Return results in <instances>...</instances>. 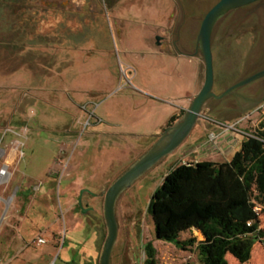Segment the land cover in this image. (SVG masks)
Segmentation results:
<instances>
[{
	"label": "rangeland",
	"instance_id": "374dc122",
	"mask_svg": "<svg viewBox=\"0 0 264 264\" xmlns=\"http://www.w3.org/2000/svg\"><path fill=\"white\" fill-rule=\"evenodd\" d=\"M218 2L0 0V156L15 140L21 160L12 170L18 167L24 174L43 175L58 155L50 175L58 181L53 205L59 215L53 216L55 224L40 225L35 210L14 212L13 197L8 199L10 207L0 226L3 264H100L108 237L105 198L84 197L83 192L86 187L106 192L157 142L145 132L163 121L166 105L180 107L197 80L203 86L205 63L195 44L206 14ZM222 26L213 33L216 95L249 74L248 63H255L260 54L251 35ZM180 35L175 46L171 39L178 41ZM54 73L58 77L53 78ZM247 91L227 101L210 100L186 141L122 194L116 207L119 234L111 264H146L149 244L158 264L198 262L195 248L184 252L174 243L156 239L149 205L165 177L180 164L195 163V149L213 139L204 130L211 120H232L225 123L231 127L250 115L238 127L246 125L251 133L264 124L261 98L238 101V94ZM78 93L87 100L75 107L72 98ZM179 116L178 121L184 114ZM213 162L222 161L215 157ZM3 170L7 174L0 194L10 179L9 169ZM70 179L74 209L68 213L65 190ZM81 196L83 211L78 205ZM5 208L6 203L1 204L0 220ZM24 214L27 231L10 252L15 257L10 263L3 257L1 231L9 221L14 229L18 227ZM259 225L264 232V214ZM39 237L47 244L39 246ZM192 237L202 236L193 230L181 239ZM228 261L241 264L233 256ZM248 264H264V240L257 241Z\"/></svg>",
	"mask_w": 264,
	"mask_h": 264
},
{
	"label": "trees",
	"instance_id": "16d2710c",
	"mask_svg": "<svg viewBox=\"0 0 264 264\" xmlns=\"http://www.w3.org/2000/svg\"><path fill=\"white\" fill-rule=\"evenodd\" d=\"M179 118L171 117L164 130ZM259 206H264V124L230 162L177 166L153 194L149 212L157 240L174 243L184 252L197 250L198 262L187 264H229V256L248 264L257 241L264 240L259 225L264 209ZM193 230L202 241L181 239ZM145 255L146 264H158L151 244Z\"/></svg>",
	"mask_w": 264,
	"mask_h": 264
},
{
	"label": "crops",
	"instance_id": "0c3cea01",
	"mask_svg": "<svg viewBox=\"0 0 264 264\" xmlns=\"http://www.w3.org/2000/svg\"><path fill=\"white\" fill-rule=\"evenodd\" d=\"M182 55V54H181ZM67 73L66 70L60 73L63 76ZM59 74V75H60ZM57 76L55 73L52 76L55 78ZM51 77V78H52ZM58 77V76H57ZM193 91L187 93L186 95V103L179 104L180 107H173L172 105L168 106L167 110L164 114V119L161 123H159L154 130H149L145 133H150L151 137H155L158 139L159 136L163 133L164 128L166 127L169 119L174 115H179V112L186 111L190 106L193 99L198 95L200 90L202 89L201 81L197 80L195 86L192 87ZM146 96V95H145ZM149 98H154L151 96H147ZM74 106H82L85 100H87L84 95L78 93L74 98ZM262 102H258V105ZM22 104H19V108ZM230 107V106H229ZM18 108V109H19ZM213 123H210L207 127L204 128L205 131H209V137L215 136V139L209 140L204 144L200 145L198 148L195 149V163L198 162H213L215 157H218L219 161L222 162H213V163H227L230 162L234 155L240 150L242 143L247 139L245 136H249L251 131L247 129V126L239 128L238 126L236 129H232L230 126H225L227 122H234L232 120H211ZM229 125V124H228ZM233 125V124H231ZM0 162H2V166L0 168V184L1 181V170L2 168L7 167L9 169L10 179L8 183L2 185V191L0 194V210L1 204L6 203L5 213L3 214L0 220V226L5 219L6 212L10 207V203L6 202L8 199L10 200L13 197V204L12 208L13 211H23L31 212L33 210L36 211L34 216H36L37 222L40 223H48V224H55L53 221V216H58V210L54 208V200L57 194L56 188L58 186V181L55 176L50 175V169L55 161V156L53 160L49 163L48 167L44 171L43 175H37L35 173H22L19 168L12 170V166H16L20 163L21 155H20V147L18 146L15 140H10L5 149L1 151ZM11 167V169H10ZM41 176V177H40ZM4 177V176H3ZM2 177V178H3ZM57 181V182H56ZM13 185V191H11ZM67 189L65 190L66 194V211L68 213L73 211V203L72 198L69 197V193L73 191V185L71 183V179L66 183ZM86 192H84V197L91 196L95 199H99L105 192L96 191L93 187H86ZM69 191V192H68ZM93 191L97 197L91 194ZM61 194V191L58 194ZM79 201V200H78ZM59 206V205H58ZM60 207V206H59ZM62 208V207H61ZM66 213V215H68ZM25 215V214H24ZM4 217V218H3ZM12 217V216H11ZM27 216H22L19 218L20 225L18 227L13 228L12 223H7L5 228L1 231V243H2V253L3 257L10 258V263L15 260V257L10 255V252L13 249H16L19 246V243L24 240V236L26 233V229H23V224L26 222ZM59 219H57V222ZM202 236V235H201ZM41 238V237H39ZM199 241L203 240V237L198 238ZM0 264H3L0 260ZM186 264V263H185Z\"/></svg>",
	"mask_w": 264,
	"mask_h": 264
},
{
	"label": "water",
	"instance_id": "95a60500",
	"mask_svg": "<svg viewBox=\"0 0 264 264\" xmlns=\"http://www.w3.org/2000/svg\"><path fill=\"white\" fill-rule=\"evenodd\" d=\"M258 1L261 0H220L205 16L198 38L199 48L205 63V82L198 95L193 99L190 106L185 111L183 118L170 128L165 129L153 147L102 195L105 198L104 218L108 228V237L100 258V264H111L112 254L119 234L116 207L122 194L140 177L146 174L164 158L174 153L186 141L199 120L203 117L204 107L210 100H224L231 93L264 76V72L259 73L236 84L221 95H216L214 93L215 70L212 44L214 27L216 23L230 11ZM93 196L97 197L98 195L93 194ZM78 205L82 211L85 209L82 196L79 198Z\"/></svg>",
	"mask_w": 264,
	"mask_h": 264
},
{
	"label": "flooded vegetation",
	"instance_id": "af4514ba",
	"mask_svg": "<svg viewBox=\"0 0 264 264\" xmlns=\"http://www.w3.org/2000/svg\"><path fill=\"white\" fill-rule=\"evenodd\" d=\"M219 25H223L222 27L225 28L226 31L233 29L236 31L241 30L245 34L248 33L249 35L253 37V45L258 46V48L260 49V54L256 62L248 63L247 65V67L250 69L249 74H247L244 78H242L241 80L233 84L231 87L235 86L236 84L252 76H255L259 73L264 72V0L258 1L248 6L235 9L233 11H230L216 23L213 33L215 32L216 28ZM173 38L174 37H172L171 40L175 44V46L177 42L179 41L181 42V35L180 37H178V41L177 39L175 41ZM6 41H8L11 44L10 40L6 39ZM12 43H15V42H12ZM197 43L195 44V49L197 50V52H201L199 48L200 45H199L198 40H197ZM212 44H213V36H212ZM188 47H189V44L185 42L183 48L186 50ZM215 85H216V82H215ZM231 87H229L228 89H230ZM246 88H248V91L243 96L238 94L237 96L238 101L247 102V101H252L255 98H261L259 102L264 101V76L260 78L259 80L231 93L228 97L224 99V101L229 100L230 98L233 97L232 96L233 94L240 92L241 90H244ZM233 104L235 105V103Z\"/></svg>",
	"mask_w": 264,
	"mask_h": 264
},
{
	"label": "built area",
	"instance_id": "2783aa9c",
	"mask_svg": "<svg viewBox=\"0 0 264 264\" xmlns=\"http://www.w3.org/2000/svg\"><path fill=\"white\" fill-rule=\"evenodd\" d=\"M93 116V114H91V117ZM250 118V115H248V116H245V117H243L241 120H239L238 122H237V124H235L234 126H232L231 128L232 129H236V127L239 125V124H242V122L244 121V120H248ZM215 139V136L213 135V140ZM6 170H3L2 172H1V175L2 176H5V172ZM6 174H7V172H6ZM59 180H62V177L60 176L59 177ZM37 244L39 245V246H41V245H45V244H47V240L46 239H44V238H38L37 239Z\"/></svg>",
	"mask_w": 264,
	"mask_h": 264
},
{
	"label": "bare ground",
	"instance_id": "6f19581e",
	"mask_svg": "<svg viewBox=\"0 0 264 264\" xmlns=\"http://www.w3.org/2000/svg\"><path fill=\"white\" fill-rule=\"evenodd\" d=\"M4 173H5V176H6V171H5ZM2 177H3V176H2ZM2 177H1V181L5 179V177H3V178H2Z\"/></svg>",
	"mask_w": 264,
	"mask_h": 264
}]
</instances>
